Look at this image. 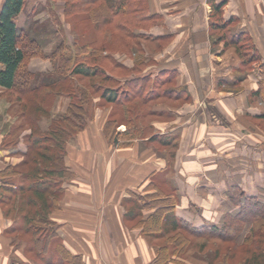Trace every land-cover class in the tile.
I'll list each match as a JSON object with an SVG mask.
<instances>
[{
	"label": "crops",
	"instance_id": "0c3cea01",
	"mask_svg": "<svg viewBox=\"0 0 264 264\" xmlns=\"http://www.w3.org/2000/svg\"><path fill=\"white\" fill-rule=\"evenodd\" d=\"M223 1L222 20L234 18L226 28L248 36L252 60L244 61L220 30L210 28L208 0H149L157 23L140 30L130 51L113 53L128 69L141 60L144 75L174 71L169 83L184 88L187 98L155 97L144 103L135 129L127 131L121 122L110 139L104 126L112 104L95 95L86 127L67 140L64 161L73 177L62 182L59 207L49 215L81 264H156L154 246L164 237L146 235L135 219L124 218L130 191L148 194L142 190L149 182L175 190L174 217L194 227L220 225L225 213L237 210L230 201L233 186L264 200V0ZM59 63L58 58L32 57L33 84L53 81ZM38 73L47 79H38ZM130 76L117 78L123 83ZM3 91L0 86V173L22 161L23 136L30 132L20 126ZM69 102L68 96L57 95L50 117L38 121L40 128L45 130ZM16 137L14 146L8 144ZM10 224L0 204V264H34L23 245L11 242ZM203 240L160 264H240L209 263L213 242L206 240L200 251Z\"/></svg>",
	"mask_w": 264,
	"mask_h": 264
},
{
	"label": "trees",
	"instance_id": "16d2710c",
	"mask_svg": "<svg viewBox=\"0 0 264 264\" xmlns=\"http://www.w3.org/2000/svg\"><path fill=\"white\" fill-rule=\"evenodd\" d=\"M62 15L65 21H84V28L75 32L72 43L63 39L47 53L36 38L27 34L18 24L19 14L26 0H2L0 3V86L2 96L18 116L20 126L30 132L23 137L25 152L22 161L6 166L1 171L0 204L7 214L14 211V223L30 236L24 252L34 264H81L82 258L71 253L57 232V222L50 212L59 207L62 182L73 177L65 164L67 140L82 130L92 117L94 97L98 94L104 102L112 104L110 118L104 126L105 134L119 123L127 131L135 129L142 115L144 103L160 95L186 99L185 89L171 85L174 71H161L154 76L142 74L144 64L136 60L132 68L119 63L113 53L130 51L138 44L140 30L157 23L159 15L152 13L149 0H63ZM211 6L210 28L218 29L222 36L237 47L249 61L254 58L248 36L241 32L230 33L226 28L234 18L222 20L224 1L208 0ZM59 59L53 81L33 84L34 72L29 68L31 57ZM121 72L123 74H121ZM164 72V73H163ZM135 73V76H130ZM118 76H130L123 83ZM57 95H66L70 102L66 110L51 118L42 130L38 121L50 117V108ZM15 140L8 144L14 146ZM17 175L18 182L14 180ZM148 194L130 191V206L125 205L124 218L135 219L141 232L164 237L154 246L156 264L172 255H185L196 240L204 238L198 250H203L206 240H211L209 263L213 260L264 264V200L246 195L241 187L230 188L231 204L237 207L225 213L220 225L204 224L194 227L182 218L174 217L177 203L175 190L149 182L143 188ZM128 202V203H129ZM144 211L149 212L145 215ZM13 224V223H12ZM9 225L7 233L14 246L19 245L20 234L16 225ZM54 246L51 247V242ZM251 244L254 248L242 255L238 250ZM236 251V252H235ZM233 263V262H232ZM26 264V263H23Z\"/></svg>",
	"mask_w": 264,
	"mask_h": 264
},
{
	"label": "rangeland",
	"instance_id": "374dc122",
	"mask_svg": "<svg viewBox=\"0 0 264 264\" xmlns=\"http://www.w3.org/2000/svg\"><path fill=\"white\" fill-rule=\"evenodd\" d=\"M1 1L2 0H0V3ZM63 4V0H26L24 9L18 17V24L20 28L30 36L34 35L47 53L51 52L53 48L63 39L66 43H72L73 37L76 35L72 27L75 29L77 28V30L80 27H85L84 25L86 22L84 21H77V19L73 21L71 20V24L69 25L68 21L63 19ZM39 58L44 59L45 57ZM36 76L39 77L38 79L40 80L47 79L46 77L43 78V75L40 73ZM18 181L19 180H16V182ZM14 213V211L10 212L8 217L11 218V224L13 223L12 225L19 227L17 229V232L20 234L19 244L23 245L25 248L27 242L30 241V236L24 232L21 225H19L20 222L18 220L14 223ZM57 228H59V224ZM54 244L55 243L52 241L51 247L54 246ZM253 248L254 247L251 244H247L244 246V249L238 250V253L242 255L244 252ZM24 253L33 256L31 251H25ZM234 261L235 259H233L232 262L234 263Z\"/></svg>",
	"mask_w": 264,
	"mask_h": 264
}]
</instances>
